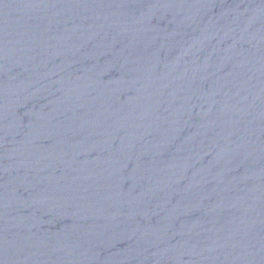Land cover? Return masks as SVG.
I'll return each mask as SVG.
<instances>
[{
	"label": "water",
	"instance_id": "95a60500",
	"mask_svg": "<svg viewBox=\"0 0 264 264\" xmlns=\"http://www.w3.org/2000/svg\"><path fill=\"white\" fill-rule=\"evenodd\" d=\"M0 264H264V0H0Z\"/></svg>",
	"mask_w": 264,
	"mask_h": 264
}]
</instances>
